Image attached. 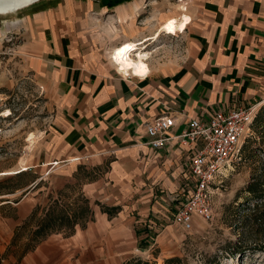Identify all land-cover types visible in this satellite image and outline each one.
Masks as SVG:
<instances>
[{"label": "crops", "instance_id": "0c3cea01", "mask_svg": "<svg viewBox=\"0 0 264 264\" xmlns=\"http://www.w3.org/2000/svg\"><path fill=\"white\" fill-rule=\"evenodd\" d=\"M172 1L45 0L2 21L0 41L10 30L19 32L25 70L54 106L49 126L40 136L29 135L28 159L21 157L13 173L0 171L28 179L0 194V203L15 209L14 227L29 216L27 197L46 176L64 186L75 181L78 168L105 165L104 173L81 182V193L119 212L109 218L96 204L93 220L74 234L95 219L114 224L110 233L99 228L97 237L108 235L124 243L122 249L130 250L132 242L148 247V235L172 222L191 183L193 147L176 137L190 120L263 103V1ZM182 17L189 24L177 34L184 41L175 54L162 32L154 36ZM127 43L141 44L131 53L133 62L141 56L140 75L114 63V49ZM169 116L175 120L170 140L153 149L145 125Z\"/></svg>", "mask_w": 264, "mask_h": 264}, {"label": "rangeland", "instance_id": "374dc122", "mask_svg": "<svg viewBox=\"0 0 264 264\" xmlns=\"http://www.w3.org/2000/svg\"><path fill=\"white\" fill-rule=\"evenodd\" d=\"M44 1L40 0L38 2L40 4L36 6L46 3ZM262 1L264 3V0ZM111 4L109 3V6H112ZM21 12H24V9L9 16H0V26L2 21L10 17L16 18ZM163 36L170 51L178 54L184 41L181 35ZM22 44L19 32L13 34L11 30L3 35L0 41V171H8L6 173H13L17 169L21 157L28 159L29 135L35 133L40 136L49 126L54 114V106L38 86L34 74L25 70L23 57L18 54ZM262 66L264 70V60ZM262 81L263 87L264 77ZM262 92L264 97V87ZM263 104L264 99L261 105L254 107L256 113ZM260 132L262 130H251L244 144L246 146L243 162L234 167L233 171H228L225 177L218 179L211 187L212 219L205 221L195 217L193 228L189 232L183 231L172 222H166L164 223L166 227L157 225L155 232L151 234L153 239L150 240L148 247L143 250L138 249L132 242L129 250L122 249L124 243L109 240L108 235L98 236V238L96 234L99 228H107V232L110 233V228L114 224L104 225L94 219V224L89 225V229L86 231L78 229L71 237H65L64 234L50 235L33 252L18 260V256L23 251L22 245L26 242L25 236L17 240L15 245L10 246V244L14 229L23 221L14 227L12 222V219H16L14 207L0 203V257L6 252V257L1 260V264H123L131 258L165 264L166 260L174 257L181 259V264H240L241 261L238 262L231 255V249L239 235L245 239L244 245L252 247L255 242L251 235L253 229L250 231L242 224V217L254 208L252 207L254 200L244 189L256 168L264 164L260 153L264 150ZM252 153L253 157L249 158V154ZM105 171V165L97 167L88 165V168L83 166L74 174L75 181L70 180L72 183L64 186L61 182L54 181L52 176H46L27 197L28 206H30L29 216L34 208L38 209L37 214L40 215L42 209L49 203V197L59 198L60 191L61 201L73 202L79 199L80 202L81 182L85 179L92 181ZM26 180L28 179L25 177L15 175H0V188L12 191L15 187L25 184ZM63 190L65 191L62 192ZM183 199L184 197L180 194L179 201ZM2 200L5 199H0V202ZM89 201L91 207L96 205L97 201L94 203ZM169 216L171 220L172 214ZM242 262L243 264H264V254L254 251L252 254H247Z\"/></svg>", "mask_w": 264, "mask_h": 264}, {"label": "built area", "instance_id": "2783aa9c", "mask_svg": "<svg viewBox=\"0 0 264 264\" xmlns=\"http://www.w3.org/2000/svg\"><path fill=\"white\" fill-rule=\"evenodd\" d=\"M179 1V0H175ZM257 113L254 106L232 109L227 113L217 111L206 121L190 120L189 128L176 137L183 146L193 147L187 190L184 199L174 207L172 224L189 232L193 228V219L200 217L210 221L211 187L218 179L225 177L243 162V144L251 133V125ZM173 117H159L145 125L148 145L159 149L168 137L174 125Z\"/></svg>", "mask_w": 264, "mask_h": 264}, {"label": "trees", "instance_id": "16d2710c", "mask_svg": "<svg viewBox=\"0 0 264 264\" xmlns=\"http://www.w3.org/2000/svg\"><path fill=\"white\" fill-rule=\"evenodd\" d=\"M255 119L252 122L251 129L256 131L262 130L260 132L261 141L264 146V104L257 112ZM247 140L245 141V143ZM244 143V144H245ZM243 144V145H244ZM245 146H243V154L245 151ZM255 153V151H254ZM262 154V158L264 159V150L260 152ZM256 154V153H255ZM254 154V155H255ZM253 157V153L249 154V158ZM16 177H23L24 174H15ZM1 184V181H0ZM19 187V186H18ZM18 187H15L17 189ZM13 189V190H15ZM11 190L1 189L0 194L9 192ZM63 190L62 192H64ZM247 192L251 199L254 200V204L247 215L242 217V224L247 226L251 231L253 229V233H251L252 237H254L255 242L254 246L250 247L244 245L245 239L241 235H239L236 243L233 244V248L231 249V255L236 258L240 264H243L242 260L247 257V254H252L254 251H259L264 254V164H261L256 171L252 174V178L250 182L244 189ZM61 191L58 192V197H61ZM79 199L73 202L61 201L59 198H52L51 196L49 203L45 208L42 209L41 214L38 215V209L34 208L31 211V215L22 222L21 225L17 226L14 230V235L11 240L10 246L16 244L17 240L21 239L23 236L26 238V242L22 245L23 251L18 256V260H20L24 255L33 252L37 246L48 239V237L52 234H64L65 237H70L75 232V227L84 228L86 223L93 220V212L91 211L90 201L83 194L79 195ZM96 204L100 207L101 212L108 215V217H113L119 212V207H106L100 205L96 202ZM151 239H153L152 235H148ZM143 244V243H142ZM141 244V249H145V245ZM6 257V252L2 254L0 257L1 260ZM181 259L178 257H174L165 261V264H181ZM123 264H157L156 262H151L148 260H141L139 258H131L127 260Z\"/></svg>", "mask_w": 264, "mask_h": 264}, {"label": "bare ground", "instance_id": "6f19581e", "mask_svg": "<svg viewBox=\"0 0 264 264\" xmlns=\"http://www.w3.org/2000/svg\"><path fill=\"white\" fill-rule=\"evenodd\" d=\"M40 0H0V16H9L18 10L25 9V7L32 4L38 3ZM177 2V1H176ZM181 0L178 1L180 3ZM189 21L187 18L182 17V19L168 21L164 26L161 27L160 31L154 36V39L157 40L160 32L164 35L175 36L178 33L182 32ZM141 44H123L120 47L114 49L112 55H114V63L117 66V70L122 72H134V75H140L144 70V67L141 66L140 60L141 56L138 55V59L134 62L131 60V53L137 50V47ZM142 55V54H141Z\"/></svg>", "mask_w": 264, "mask_h": 264}, {"label": "water", "instance_id": "95a60500", "mask_svg": "<svg viewBox=\"0 0 264 264\" xmlns=\"http://www.w3.org/2000/svg\"><path fill=\"white\" fill-rule=\"evenodd\" d=\"M36 4V3H35Z\"/></svg>", "mask_w": 264, "mask_h": 264}]
</instances>
